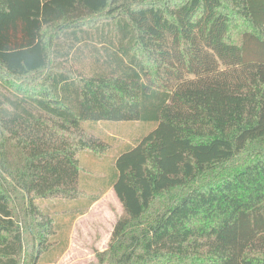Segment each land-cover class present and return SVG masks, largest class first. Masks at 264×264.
Segmentation results:
<instances>
[{
  "label": "trees",
  "instance_id": "trees-1",
  "mask_svg": "<svg viewBox=\"0 0 264 264\" xmlns=\"http://www.w3.org/2000/svg\"><path fill=\"white\" fill-rule=\"evenodd\" d=\"M103 121L154 128L91 264H264V0H0V264L60 258Z\"/></svg>",
  "mask_w": 264,
  "mask_h": 264
},
{
  "label": "rangeland",
  "instance_id": "rangeland-1",
  "mask_svg": "<svg viewBox=\"0 0 264 264\" xmlns=\"http://www.w3.org/2000/svg\"><path fill=\"white\" fill-rule=\"evenodd\" d=\"M240 29L233 28L236 34ZM78 60V59H76ZM74 62L75 67L86 66V62ZM84 130L101 138L108 146V150L97 157L90 152H82L80 155L81 175L80 188L86 196L80 203H69L54 206L55 218L59 219L60 233L65 236L66 247L60 258L55 263H48L47 257L40 258L38 264H91L94 263L93 250H105L113 225L117 217L122 213L121 205L117 200L113 188L107 191L106 185L114 175V159L126 147L135 144L141 137L149 133L154 125L139 122H112L103 121L86 123ZM128 145V146H126ZM238 157L233 164L226 165V170L213 175V179L226 173L230 167L237 166ZM207 176L206 179H210ZM101 194L93 202L89 209L82 210L83 214L75 212L74 206L79 207L87 203L88 197ZM72 207V208H70ZM72 210V211H71ZM64 211V212H63ZM75 215V216H73ZM26 238V245H27ZM54 255V254H53Z\"/></svg>",
  "mask_w": 264,
  "mask_h": 264
},
{
  "label": "crops",
  "instance_id": "crops-1",
  "mask_svg": "<svg viewBox=\"0 0 264 264\" xmlns=\"http://www.w3.org/2000/svg\"><path fill=\"white\" fill-rule=\"evenodd\" d=\"M136 123H137V122H136ZM139 123L142 124L141 122H139ZM94 124H97V123H94ZM126 146H128V145H126ZM106 188H107V187H105V189H106ZM110 188H111V187H109V188L107 189V191L110 190Z\"/></svg>",
  "mask_w": 264,
  "mask_h": 264
}]
</instances>
